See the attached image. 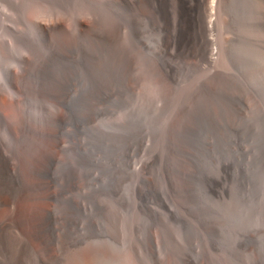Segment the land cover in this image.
Returning a JSON list of instances; mask_svg holds the SVG:
<instances>
[{"label": "rangeland", "instance_id": "rangeland-1", "mask_svg": "<svg viewBox=\"0 0 264 264\" xmlns=\"http://www.w3.org/2000/svg\"><path fill=\"white\" fill-rule=\"evenodd\" d=\"M121 1L0 0V95L22 98L14 115L24 114L26 123L19 126L0 113V139L13 150L28 186L14 195L12 204L19 222L13 232L28 251L24 264H264V0H226L227 10L218 12L211 33L212 60L201 46L182 49L172 41L166 49L179 28L170 1ZM207 1L199 0L204 18ZM38 10L70 25L82 17L95 26L83 40L84 50L73 33L60 36L59 54L70 48L81 59L83 51L84 62L93 65L91 54L101 47L102 57L120 64L112 82L92 69L71 80L70 112L86 115L88 107L104 108L66 128L77 138L65 142L70 149L56 165L57 181L66 180L61 170L67 164L77 184L63 188L59 201L48 199L32 174L46 147L42 115L56 104L39 93L38 61L24 90L18 93L11 78L28 42L39 47L40 57L46 52L32 25ZM120 18L124 24L120 21L118 40L109 50L105 37ZM121 50L126 51L119 54ZM160 57L172 65L170 75ZM120 61L125 69H119L124 67ZM197 117L203 120L194 178L187 171L186 153L179 160L173 149L169 170L174 186L162 161L149 184L141 174L143 164L164 153V144L176 141L174 134ZM111 125H130L131 131ZM45 215L56 217L52 245L34 233ZM12 242L6 243L8 251L16 247ZM8 251L0 248V264H15Z\"/></svg>", "mask_w": 264, "mask_h": 264}, {"label": "bare ground", "instance_id": "bare-ground-1", "mask_svg": "<svg viewBox=\"0 0 264 264\" xmlns=\"http://www.w3.org/2000/svg\"><path fill=\"white\" fill-rule=\"evenodd\" d=\"M168 1L172 3L175 14L176 16H178L179 28L177 34L173 35L172 38L170 37L168 39L166 44V49H168L172 41L175 44L179 45V47H182V49H188V48L195 49L197 46H201L205 48L204 53L207 56V58L212 60L215 56V51L213 47L215 45V40L211 37V33L214 30V26L217 22L218 12L227 10L226 8H227L228 0L227 1L208 0L206 3V18H204L200 13L199 0H166L164 1V3L166 4ZM55 2L60 3L59 0H55ZM123 8L125 7L123 6L122 9ZM132 8L131 10H133ZM140 12L143 11L141 10ZM135 13H137L138 16L141 15L139 14V12H135ZM35 16L37 19L36 22H34L32 25L36 33V41H41V45L43 46L44 49H46V52L43 57H40L38 55L39 47L35 46V44L32 43V40L28 42L26 44L27 51L25 52V57L23 58V61L19 66V70H12L11 78L13 84L17 87L18 93L24 90L23 87L25 86L24 85L25 79L28 75L32 73L33 71L32 65L35 63V61H38L41 69L36 70L35 75L38 79L39 93L51 97L56 104V106L53 107L52 112L46 114L47 113L46 111L45 116L42 115V120L45 123V127L41 132V136H43L46 141V147L43 152L40 165L32 170V174L38 179V181L40 180L39 185L44 186L43 189H45L48 192V199L51 200L53 199L54 201H57L58 198L61 197L60 192L63 188L72 187L73 185L77 184L76 182H73L75 180V176H73V174L70 172L67 164H65L63 170H61L62 171L61 175L66 174L67 177L66 180L63 181V183L57 181V175H56L59 171V168L56 169V165L60 162V157H65L68 150L70 149V144H66L65 142L67 140L73 141L74 139L77 138L74 133H71L66 129L68 124L74 122L77 123L76 120L78 121L88 120L93 115L98 113L101 110V108H104V107H88L86 115L80 113L76 114V109H72V112H70V107L68 105L67 97H68L69 87L71 85V80L75 76H77L80 71L89 72V70L92 69L96 71L99 74V76H105L108 78L109 82L110 81L112 82L117 71V66H119L120 64L117 65L118 63L116 61V58H114L113 60H109L107 56L102 57L99 54L102 51L100 49L101 47H97L98 49L96 48L94 53L91 54V56L94 57V62L96 63L93 65H88L84 62L85 53L83 51L80 53L81 59H79V57H76V55H73L74 51H72L70 48L65 50L66 53H64V55L66 57H64L63 53L62 54L58 53V51H60L57 47V45H59L58 44L59 37L62 35H70L71 33H73L74 37L78 39V41L81 44L82 50H84L83 40L85 39L87 34L92 29L95 28V26L91 25V22L86 20L85 18L80 17L73 25H70L61 17L51 16L49 14L42 13L40 10L35 12ZM122 20L124 21V18L123 19L120 18L117 28L114 31H110V35H106L105 40L111 46H105V48L109 47V50L113 49L114 47V45H112L113 40L116 37L118 40L119 37L118 33L120 31L119 27H121L124 24ZM120 21L123 22L121 26H120ZM134 22L135 24H137L136 19H134ZM136 30L135 32L138 33V30L137 31ZM131 35L133 36V34ZM137 42H141V41H137ZM135 44L138 45L139 43H135ZM132 45L135 46L134 44ZM133 46L131 47L132 49H134ZM116 49L117 46L115 44V51H117ZM121 51L122 52L119 51V54L120 53L123 54V52H125L126 50L125 51L121 50ZM164 57L162 58L160 57L159 59L162 60L165 64V69L167 71L165 73L167 75H170L173 70V67L169 62L164 61L165 60ZM58 59H61L60 62L55 63V60ZM121 61L120 63L123 62ZM130 63H131V59H130ZM123 68L125 69L126 66L119 69H123ZM122 72L123 71L118 73L121 74ZM124 73L125 71L122 73L123 76ZM117 77H119L120 80L122 78L120 77V75ZM126 82L127 81H124V83ZM101 88L99 87V89ZM127 88H129V86ZM104 92L105 91H103L102 93ZM21 102H22V98H20L19 96L11 100L5 96L0 95V113L5 118L11 119L19 126H25L26 123H25L24 114L22 115L20 113L18 116L14 115V112L17 110V108L21 110ZM181 114L182 111L179 113V116L176 117V120L181 118ZM204 118L207 120V117ZM202 120L203 118L197 117L193 119L192 123L189 124L188 126L184 125L183 129L179 132V134L177 135L174 134L176 141L170 143V140H168V142L164 144V148H163L164 153H161L151 159H148L143 164L141 174L143 175V178L149 182V184H153V181L149 178V175L151 174L152 170L155 169L157 162L162 161L165 164L164 165L165 175L170 180V182H172L174 186L176 182L174 180V174L172 176L171 171L169 170L173 149L177 150L176 155L179 160H181V154L186 153L188 158V165H189L187 171L191 172L190 178L191 179L194 178V172H197L199 170V163H198L199 156L196 152V148H197L196 142L199 138V127ZM111 126L119 130L131 131L130 125L128 126L111 125ZM172 132L173 129L171 127L170 135ZM130 136L131 135L128 134V137ZM180 137L181 139L179 142L178 139ZM74 145H77L76 148L78 149L77 154L80 163L84 164V160L79 150L80 149L79 145H81V143L77 141ZM62 161L66 163L63 159ZM145 184L147 183L145 182ZM53 188L56 189V192L51 191ZM27 190H28L27 183L21 177V171L18 166L17 160L15 159V156L13 154V150L9 148L3 140L0 139V248L2 247L8 251L6 247L7 241L8 240H11V242L14 241L15 244L14 246L16 247L14 248V250L8 252L12 254L15 264H24L28 251L26 244L23 242V239L20 238L17 234L15 235L13 232L14 230L18 229L19 222L16 220L12 212V204H13L14 195L17 192L19 191L24 192ZM55 219L56 217L52 215H45V217L41 221H39L37 225H35V230H34L35 235L42 237L46 241L47 245H52L54 243L55 235H54V227L52 221H54Z\"/></svg>", "mask_w": 264, "mask_h": 264}]
</instances>
